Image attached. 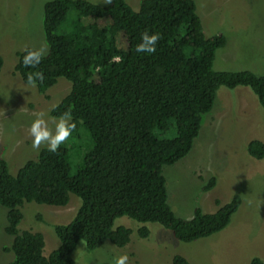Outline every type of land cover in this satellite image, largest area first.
<instances>
[{"label": "trees", "instance_id": "1", "mask_svg": "<svg viewBox=\"0 0 264 264\" xmlns=\"http://www.w3.org/2000/svg\"><path fill=\"white\" fill-rule=\"evenodd\" d=\"M64 23L67 30L60 29ZM41 25L47 54L31 69L22 64V57L24 49L32 48L18 51L14 71L26 84L28 72L41 71L39 93L58 77L66 79L68 92L48 114L59 118L71 110L76 130L55 153L41 147L14 175L0 155L3 232L12 236L3 247L12 253L8 264H73L71 254L78 241L89 251L105 240L122 247L130 230L112 227L120 216L157 223L182 242L223 229L239 206V195L233 193L211 213L195 206L190 218L175 216L167 203L161 167L188 153L218 87H247L264 108V75L212 68L225 38L218 33L204 36L193 0H140L137 10L125 0L103 6L47 0ZM145 30L161 34L154 54L135 51ZM245 151L251 158L264 159V141H247ZM214 181L211 176L201 190L212 188ZM69 193L79 205L67 223L52 225L58 244L43 255L40 232L17 233L19 206L29 201L63 206ZM137 233L146 237L148 229L142 225ZM171 264L190 263L174 254ZM248 264L264 261L252 256Z\"/></svg>", "mask_w": 264, "mask_h": 264}, {"label": "rangeland", "instance_id": "2", "mask_svg": "<svg viewBox=\"0 0 264 264\" xmlns=\"http://www.w3.org/2000/svg\"><path fill=\"white\" fill-rule=\"evenodd\" d=\"M47 0H0V155L14 175L26 160L34 159L27 129L32 113L48 111L69 90V82L58 77L45 92L39 93L22 82L14 71L16 53L29 47L46 45L42 32V4ZM106 5L103 0H85ZM137 10L140 0H125ZM205 37L221 34L225 44L215 53V70H250L264 75V0H193ZM62 24L60 29L67 30ZM58 119V118H57ZM264 141V108L247 87H218L211 109L200 118L197 136L188 153L173 164L163 165L167 203L175 216L190 218L193 208L211 213L227 202L233 193L240 197L236 211L220 231L182 242L154 222L140 223L126 216L113 220L112 227L130 230L128 242L117 247L105 240L93 250L78 241L71 257L73 264H113L115 257L127 254L128 264H171L174 254L190 264H248L252 256L264 261V159L251 158L245 151L247 141ZM46 147V146H41ZM213 176L214 186L201 187ZM262 201V203H260ZM79 199L68 194L63 206L23 202L16 226L40 232L43 255L58 244L51 228L65 224L74 215ZM6 208L0 205V264H8L12 236L3 232ZM39 215L40 219L36 216ZM146 226L148 235L139 237L137 229Z\"/></svg>", "mask_w": 264, "mask_h": 264}, {"label": "clouds", "instance_id": "3", "mask_svg": "<svg viewBox=\"0 0 264 264\" xmlns=\"http://www.w3.org/2000/svg\"><path fill=\"white\" fill-rule=\"evenodd\" d=\"M112 3V0H103ZM160 33H150L145 30L140 35V42L135 46L137 53L154 54L156 45L161 39ZM22 64L26 68L36 69L43 57L47 54V47L39 49H24ZM122 58H117L121 60ZM27 84L34 88L37 82H43L44 75L41 71L34 70L26 74ZM34 119L30 122L27 132L32 140V147L39 151L41 146H46L49 152H57L59 147L67 142L76 130V123L72 120L71 110L63 112L59 118L46 119L47 113L43 110L32 113ZM262 203V201L260 202ZM113 264H128L127 254L114 258Z\"/></svg>", "mask_w": 264, "mask_h": 264}]
</instances>
